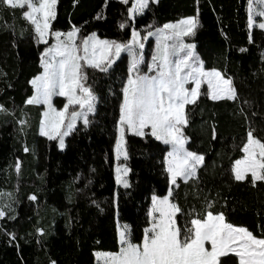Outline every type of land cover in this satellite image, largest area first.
Segmentation results:
<instances>
[{
	"label": "trees",
	"instance_id": "16d2710c",
	"mask_svg": "<svg viewBox=\"0 0 264 264\" xmlns=\"http://www.w3.org/2000/svg\"><path fill=\"white\" fill-rule=\"evenodd\" d=\"M132 5V0L127 4L122 0H58L53 30L67 32L75 26L81 29V37L95 32L100 39L126 42L133 27L143 35L148 25L160 27L198 11L200 27L194 40L187 39L196 43L205 67H216L233 77L241 96L251 100L254 107L248 109L242 102H213L201 95L191 125L185 130L190 137L186 147L205 154L206 167L199 171L198 188L192 181L185 184L179 179V188L173 187L171 199L183 210L178 223L183 224L184 214L193 208L204 212V197L208 196L215 201L212 211H222L228 222L264 236V183L252 187L247 181H234L230 174L232 163L244 155L241 148L248 128L239 109L243 107L250 114L259 111L264 102V31L249 29L247 0H160L144 14L129 19ZM21 13L19 8L0 5V69L7 73L0 76V104L10 110L0 113V203H7L10 193L17 212L16 220L5 218L0 224L18 237L10 243L0 231V264H50L51 260L57 264H98L95 252L119 250L117 229L124 224L130 226L132 240L141 243L152 195L167 193L163 159L169 146L129 133L127 165L131 171L127 178L131 187L125 189L116 183V120L126 78L125 57L113 65V74H93L89 69L95 76L100 101L88 127L78 122L77 129L66 136L63 150L57 140L41 136L43 107L26 105L25 100L32 95L28 81L41 70L39 52L45 45L32 38V27ZM126 19L129 24L121 29ZM250 33L253 42L249 41ZM206 90L202 84L201 92ZM53 102L59 109L65 104L64 98L56 97ZM22 113L28 117L23 131L17 122ZM255 119L259 121V117ZM213 124L218 132L215 140L211 138ZM257 134L264 136V132ZM25 146L30 151L25 152ZM17 161L21 163L19 177L14 169ZM86 178L92 181L87 188ZM33 193L38 197L35 202L29 200ZM69 217L75 218L71 230L67 227ZM37 228L49 233L46 239L39 236Z\"/></svg>",
	"mask_w": 264,
	"mask_h": 264
},
{
	"label": "snow or ice",
	"instance_id": "6c2138e0",
	"mask_svg": "<svg viewBox=\"0 0 264 264\" xmlns=\"http://www.w3.org/2000/svg\"><path fill=\"white\" fill-rule=\"evenodd\" d=\"M74 2L78 3V0ZM122 2L127 4L128 0ZM57 3L58 0H0V5L6 8L21 9L22 18L32 27V38L37 44L45 45L39 52L41 70L28 81L32 95L25 100L26 105L45 106L39 120V134L48 140H58L59 148L64 149V138L77 129L78 121L88 127L92 122L90 116L96 114L100 101L93 74L97 71L105 75L113 74V65L122 52H127L129 63L118 102L115 143L116 158L119 160L122 157L123 163L116 168V183L125 189L131 187L127 178L131 171L127 165L130 159L129 133L144 139L151 137L169 146L163 159L169 191L164 196L152 195L142 243L132 240L130 226L124 224L117 229L118 251L94 253L100 264H264V236L254 235L247 227L228 222L222 211H212L214 200L205 196V211L201 213L193 208L184 214V223L179 224L178 214L183 210L177 201L171 199L173 186L179 188L178 179L185 184L192 181L198 188L199 171L206 167L205 154L186 147L190 137L185 130L191 125L201 95H206L213 102H242L248 109L254 107L251 100L241 96L233 77L226 76L216 67H205L196 43L187 39L194 40L200 27L198 11L197 15L160 27L148 25L146 35L133 27L131 38L125 42L102 40L95 32L81 37V29L75 26L67 32L53 30ZM159 3L160 0H134L133 6L128 9V18L134 19L149 10L151 5ZM247 11L248 27L252 29L256 18H264V0H247ZM128 24V19L122 21L121 29ZM258 27L264 30V22H259ZM20 36L23 37V29ZM153 36L156 47L151 54V63L144 71V40ZM50 37L53 39L51 44ZM249 41H254L251 33ZM243 51L245 49H241ZM261 56L264 59V53ZM0 76L6 77L7 73L0 69ZM90 80L93 82L90 83ZM204 83L207 90L202 93L201 85ZM56 96L66 99L60 110L53 104ZM70 106L72 111L69 113ZM0 113H10V110L0 104ZM239 114L248 122L246 140L241 148L244 155L232 163L230 174L236 182L247 181L252 187H257L258 182L264 183V136L257 134L264 132V102L260 103L259 111L249 114L241 107ZM21 115L17 122L23 131L28 125V117L25 113ZM210 130L211 138L217 139L214 124ZM24 151L30 149L25 146ZM14 169L19 177V161ZM86 179L85 188L92 183L90 178ZM29 200L35 202L38 197L33 193ZM69 201H72L71 194ZM15 203V198L9 193L8 202L0 203V221L17 219ZM92 203L100 207L95 200ZM74 220L69 217V230ZM0 231L10 243L17 241L16 232L9 231L2 224ZM36 231L45 239L49 234L44 228H37ZM16 247L19 248V245ZM50 264L57 262L51 260Z\"/></svg>",
	"mask_w": 264,
	"mask_h": 264
},
{
	"label": "rangeland",
	"instance_id": "374dc122",
	"mask_svg": "<svg viewBox=\"0 0 264 264\" xmlns=\"http://www.w3.org/2000/svg\"><path fill=\"white\" fill-rule=\"evenodd\" d=\"M132 2L134 3V0H132ZM133 6V5H132ZM259 22H264V18H256V23H255V25H254V27H256L257 29H259V27H258V23ZM259 30H261V29H259ZM261 31H264V30H261ZM143 35H146V33H144ZM103 40V39H102ZM52 42H53V39H52ZM144 45H145V47H144V54H145V66H144V71H147V64H150L151 63V54H152V52H153V50L155 49V47H156V38L153 36V37H148L146 40H144ZM121 57H125V60H126V63H127V66H128V63H129V56H128V53L127 52H122L121 53V55H120V57L117 59V60H119ZM152 74H154V73H152ZM204 85H205V87H206V89H207V84L206 83H204ZM56 97H58V98H64V97H60V96H56ZM56 97H54V98H56ZM54 98H53V100H54ZM64 101H65V103H66V99L64 98ZM53 104H54V102H53ZM43 108H42V111H41V113L45 110V106H43V105H41ZM54 106H55V104H54ZM57 108V107H56ZM63 108V107H62ZM61 108V109H62ZM57 110H60L59 108H57ZM72 111V106H70V111H69V113ZM78 122H81L82 123V121H78ZM77 122V123H78ZM44 137V136H43ZM47 138V137H46ZM66 138V137H65ZM64 138V139H65ZM57 145H58V140H57ZM58 148H59V146H58ZM60 149V148H59ZM60 150H63V149H60ZM115 159H116V168H117V166L118 165H120L121 163H120V161L121 160H123V158L121 157L119 160L116 158V154H115ZM116 171V170H115ZM116 175H117V173H116ZM119 186H122V185H119ZM123 187V186H122ZM169 187H170V185L168 186V189H167V193H166V195L168 194V191H169ZM174 187V186H173ZM150 206H151V204H150ZM142 240H143V238H142ZM141 243H142V241H141ZM207 246V245H206ZM95 259H96V261H97V263L98 264H100V262L97 260V258H96V256H95Z\"/></svg>",
	"mask_w": 264,
	"mask_h": 264
}]
</instances>
